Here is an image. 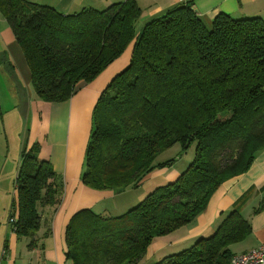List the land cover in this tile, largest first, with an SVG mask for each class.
Masks as SVG:
<instances>
[{
  "label": "trees",
  "instance_id": "16d2710c",
  "mask_svg": "<svg viewBox=\"0 0 264 264\" xmlns=\"http://www.w3.org/2000/svg\"><path fill=\"white\" fill-rule=\"evenodd\" d=\"M0 14L22 49L36 98L64 102L131 48L127 65L101 91L92 113L82 182L120 192L195 142L192 162L120 215L76 211L65 231L74 264H138L156 237L190 223L223 182L245 173L264 148V20L220 13L207 25L192 2L138 29L136 0L64 14L32 0H0ZM15 178L19 237L33 238L39 209L58 205L62 178L37 144L20 153ZM261 200L254 213L264 208ZM252 192L251 190L248 192ZM238 200L208 237L148 264H230L229 246L251 231ZM14 213L10 215L13 216Z\"/></svg>",
  "mask_w": 264,
  "mask_h": 264
},
{
  "label": "crops",
  "instance_id": "0c3cea01",
  "mask_svg": "<svg viewBox=\"0 0 264 264\" xmlns=\"http://www.w3.org/2000/svg\"><path fill=\"white\" fill-rule=\"evenodd\" d=\"M32 1L69 14L84 7L100 9L124 0ZM188 1L207 25L220 13L233 18L264 20V0H136L142 9L138 29L167 9ZM130 54L131 48L67 101L45 102L36 98L22 49L0 14V264H74L65 256V231L76 211L90 209L96 214L120 215L140 200L139 196L131 199L126 195L121 202L109 206L104 200L128 191L97 190L82 182L94 105L103 88L127 65ZM36 144L38 159L48 161L64 181L63 194L58 205H45L39 209V228L33 238L19 237L9 222L12 213L17 218V211L12 208L16 199L14 182L21 163V151ZM174 166L146 175L141 183L162 175L169 181L174 180L180 173ZM263 184L264 148L245 173L218 186L193 221L168 235L154 238L138 264L155 262L188 248L199 237H208L232 206L247 195L241 215L249 221L251 231L229 249L235 254L264 245V208L254 213L262 198L259 188ZM250 190L252 192L248 193Z\"/></svg>",
  "mask_w": 264,
  "mask_h": 264
},
{
  "label": "rangeland",
  "instance_id": "374dc122",
  "mask_svg": "<svg viewBox=\"0 0 264 264\" xmlns=\"http://www.w3.org/2000/svg\"><path fill=\"white\" fill-rule=\"evenodd\" d=\"M194 151H195V142H193L189 146H185L184 148H182L180 144L176 143L172 147H170L169 149L158 155V157L156 158V163L158 164L163 163L166 160L171 159L174 161L173 163L175 164L174 168L176 170H180V172H183L187 168V166L192 162L194 157ZM167 182H169V180L164 175L147 179L142 185L136 188H132V187L125 188V191H128L126 192L127 194H121V196H117L114 199L111 198L110 200L107 201L104 200L105 201L104 203L108 204L109 206L114 205L116 201L121 202L122 198H125L126 195L131 199L134 196L136 197L139 196L140 200H142L148 194V192H150V190H152L156 185L158 184L163 185L166 184ZM62 183L64 188V181H62Z\"/></svg>",
  "mask_w": 264,
  "mask_h": 264
},
{
  "label": "built area",
  "instance_id": "2783aa9c",
  "mask_svg": "<svg viewBox=\"0 0 264 264\" xmlns=\"http://www.w3.org/2000/svg\"><path fill=\"white\" fill-rule=\"evenodd\" d=\"M15 216L9 218L13 223ZM230 264H264V245H259L251 250L235 253L230 258Z\"/></svg>",
  "mask_w": 264,
  "mask_h": 264
},
{
  "label": "water",
  "instance_id": "95a60500",
  "mask_svg": "<svg viewBox=\"0 0 264 264\" xmlns=\"http://www.w3.org/2000/svg\"><path fill=\"white\" fill-rule=\"evenodd\" d=\"M185 146H187V144Z\"/></svg>",
  "mask_w": 264,
  "mask_h": 264
}]
</instances>
